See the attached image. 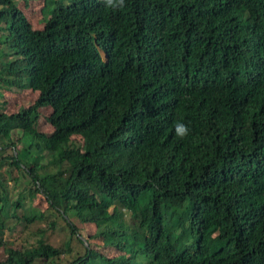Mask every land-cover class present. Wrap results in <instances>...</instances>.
<instances>
[{
	"label": "trees",
	"instance_id": "obj_1",
	"mask_svg": "<svg viewBox=\"0 0 264 264\" xmlns=\"http://www.w3.org/2000/svg\"><path fill=\"white\" fill-rule=\"evenodd\" d=\"M0 264H264V0H0Z\"/></svg>",
	"mask_w": 264,
	"mask_h": 264
},
{
	"label": "rangeland",
	"instance_id": "obj_2",
	"mask_svg": "<svg viewBox=\"0 0 264 264\" xmlns=\"http://www.w3.org/2000/svg\"><path fill=\"white\" fill-rule=\"evenodd\" d=\"M25 13L27 14L29 21L31 22V24L34 27H39V22L38 19L41 17V13L33 8H29L28 10H25ZM20 94H17L15 96V100L12 99L11 104L13 107L19 108L20 105L24 104V105H28L30 103H32L36 97V93L28 90V91H24V92H19ZM46 112H49V109L46 110ZM41 128L43 130H48L51 128V126L48 123H42ZM19 136V134H16ZM8 153H10V151L5 152L4 155H7ZM43 162H46V159L42 160ZM21 175V174H20ZM27 180V181H26ZM8 190L9 192V199L11 201H14L20 194V191H22L24 189V187L26 185H28V187H31L33 184L31 183V180H29L28 178H25V174L21 175L20 181H18L17 184H14L13 181H9L8 182ZM26 195V193H25ZM25 198V197H24ZM25 201H27V199H24ZM33 205H42L43 209H45V205H43V200L40 199L39 196H37L34 200H33ZM24 211L23 207H19L17 209V214L21 217L22 213ZM48 214H52V212L50 210H47ZM18 216V217H19ZM16 219L13 220V222L15 223L14 225V230L11 231V238L13 240H17L18 243H22L25 246H29L30 242H33L35 238H41L40 235H30L29 231H37L39 230L41 227L44 226V222L43 223H34L31 228H28L26 226V224L22 221L19 222H15ZM8 226L11 225V222L7 221ZM29 237V239L26 241L24 240V237ZM65 232L64 231H56V232H52L51 230L48 231L43 237L44 239H50L51 242L55 243V244H59L61 243L64 239H65Z\"/></svg>",
	"mask_w": 264,
	"mask_h": 264
},
{
	"label": "clouds",
	"instance_id": "obj_3",
	"mask_svg": "<svg viewBox=\"0 0 264 264\" xmlns=\"http://www.w3.org/2000/svg\"><path fill=\"white\" fill-rule=\"evenodd\" d=\"M104 3L107 7L110 8H115L118 6L122 7L124 4V0H104ZM175 132L177 136H179L180 138H184L189 134V129L185 124L178 123L175 126Z\"/></svg>",
	"mask_w": 264,
	"mask_h": 264
}]
</instances>
